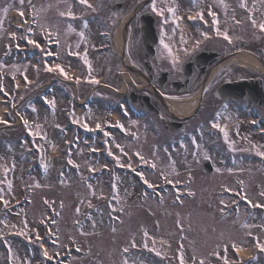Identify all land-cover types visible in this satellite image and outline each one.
Returning <instances> with one entry per match:
<instances>
[{
  "label": "rangeland",
  "instance_id": "rangeland-1",
  "mask_svg": "<svg viewBox=\"0 0 264 264\" xmlns=\"http://www.w3.org/2000/svg\"><path fill=\"white\" fill-rule=\"evenodd\" d=\"M102 3L103 0H88V4L95 7L94 9L98 5L103 6ZM186 3L187 1L181 6L179 0H157L158 7L165 11L168 7H186ZM244 3L246 7L238 8L235 0H211L209 5L200 6L198 13L202 12L204 20L210 25L212 16L209 17L206 14L211 8V11L216 14L219 22L218 27L222 32L225 29L231 30L233 24H240L244 37L245 34L252 35V33L262 35L264 32L260 31L259 23L264 21V0H244ZM29 5H32L34 10V12L32 11L33 19L29 18L27 11ZM69 8L76 17L75 19L69 18L67 15L63 17L60 15V12L67 13ZM127 9L130 11L129 4ZM20 11L24 12L23 18L19 15ZM181 11L183 10L181 9ZM250 14L257 21L256 27L252 26L251 20L248 18ZM125 16L119 13L116 19L121 23ZM20 19L27 25L22 30H18L16 27L17 24H20L18 22ZM85 20L88 22L86 28L84 27ZM168 20L167 26L164 27L168 30H164L165 35L167 34L165 40L172 44L176 53L181 34L185 41H188V36L183 31L173 33V28L170 27L171 18L169 17ZM0 21H2L0 23V54L3 50L2 46L8 42L11 44L15 42L20 47L26 45L34 48L26 41L20 42L26 34L43 47L48 48L49 45L45 37L50 35L53 40L59 41V47H51V51H55L59 55L57 60H48L49 66L60 64L66 73H78V76L81 73V77L85 79L94 77L98 81L104 79L105 82H109L110 86L116 85L112 78L117 63L113 64L112 72L108 75L104 69L108 62L107 58L103 54L94 53L92 49L101 43L95 37L99 26L94 11L86 5L79 4L78 0H30V2L24 0L22 8L20 0H0ZM69 25L73 30H69ZM29 26L32 28L31 33H27ZM183 28L190 31L192 26H183ZM210 29L215 32L212 25ZM13 32L16 34L15 39L10 35ZM80 32L84 33L83 39L79 35ZM237 32L239 33L240 30L238 29ZM9 38H12L13 41ZM15 46L10 48L9 57L2 61L4 67L0 68V71L5 74L4 81L7 83L4 89L6 92L9 86L6 78L8 74L16 78L17 88L23 86L22 91L19 89L16 93L12 106H9V112H12L9 118H5L1 114L5 98L0 97V121L8 122L7 124L0 122V181H3L0 183V189H3L4 199L9 202V205L19 196L20 186L29 184V187H32V190H28L29 204L21 209H15L17 217L8 214L3 204L0 205V219H5L7 224V226L0 224V237L8 244L11 242L9 247L14 250L12 257L16 264H25V261L28 264H34L36 252H38L37 255H41L46 249L49 256H54L57 252L61 253L63 246H79L83 251V255H72L69 264H125V261L127 264H180L181 251L187 257L183 255L184 261L191 264L201 260L207 262L214 258L218 259L214 253L219 251L220 254H223L225 246L227 245L229 250L233 243L242 249L250 248L249 246L252 245L258 248L255 240L259 241V244H264L263 212H252L245 205L244 207L237 205L238 211L229 212L233 208V202L237 201L240 196L247 197L254 205L264 204V196L261 195L264 192V162L262 160L251 162L243 157L245 159L243 165L234 167L229 172L228 164L220 163L223 161L224 147H221L222 144L219 141L210 142L212 136L207 137L203 142L197 140L198 147L193 144L192 140L186 139V134L183 135V132L179 133L183 138L178 139L177 145L161 140L165 138L164 133L162 135L154 129L152 119L148 116L132 117L129 114L128 118L117 119L119 118L117 114L108 113V104L96 97V94L103 99L111 96L112 92L107 90H96L95 96L88 104L89 111L81 112L80 109H77L75 102L70 106L64 105L63 91L60 93L55 90L57 85L62 87L59 78L53 85L51 95H46L48 100L54 99V110L41 108L37 102L31 103L29 100L33 94L44 91L42 84L49 72L45 70L44 61H41L40 57L33 56L32 59L19 62L14 51ZM85 49H87L91 73L89 66L84 64L82 59L69 55V51L79 52L83 55ZM64 55H68L70 58L77 57L80 60L72 58L66 61ZM31 71L35 72V77H41L35 81L34 79L25 81L22 73L27 75L28 80L31 77ZM50 73L60 74L58 71ZM63 89L71 94L76 92L78 94L76 100L77 96L82 98L86 95L82 94L83 90L79 84L77 87L67 85ZM87 91L88 89L84 93ZM177 96L189 98L181 93L175 94V92L169 93V96L165 97L172 103V99ZM16 103H20V106H14ZM17 108H21V110L18 112ZM16 111L29 122L34 123L30 127L32 132L37 131V125L40 126V137H46L41 138L40 147L42 150L40 154L30 155L29 149L33 146L28 145L23 138L19 140L23 132H28V129H23L15 120L13 112ZM63 111H71L74 114L71 118L72 121L79 120L81 126L84 123L92 127H95L97 123L103 125L108 123V114H111L110 118L112 115L115 116L112 121L116 125L118 123L123 125L129 138L112 131L108 139V146L114 155L120 158L123 166L118 165L112 156H109L110 161L103 157L96 160L93 157H85V153L89 149L102 146L96 141L80 138L77 144L68 143L71 136L70 131L60 133L61 128H59L67 122L62 118ZM175 114L186 115L187 113L180 111ZM165 116L171 118L170 115ZM226 120L229 121L230 118ZM209 123L212 125L213 121L210 120ZM205 128L202 127L201 131L204 132ZM153 130L156 132L155 137L150 132ZM132 134L134 135L131 136ZM114 136H116V140ZM35 139L34 144L37 145L38 141ZM181 142H183V146H181ZM229 142H233L235 150L245 149V147L252 148V145L255 144L260 146L261 151H264V142L257 138L246 139L244 144L238 139L237 141L232 139ZM117 144L123 148V153L116 147ZM61 149H64L65 152L69 150L71 155L66 158L62 150L60 159L53 161L51 156L55 151L58 152ZM105 149L107 150L106 146ZM252 150L255 149L252 148ZM194 152L197 153L196 156H193ZM137 154L139 156H136ZM140 156L144 160H141ZM205 156L209 157L208 159L213 165L214 172L212 173L204 174L201 171ZM69 159L73 161V165L68 164ZM34 160L41 162L45 160L44 164L47 166L45 169L48 171H56V166L61 165L58 168L57 177L52 174L38 176L35 171L27 174L25 167ZM153 163L156 165L155 168L151 166ZM13 164L15 165L14 171L11 170ZM74 165L78 166V169ZM128 165H131V168ZM5 168L9 171L5 172ZM89 168L98 170L89 171ZM133 168L137 172H142L149 183L157 189L142 190V197H140L137 194L139 187L132 176ZM216 169H220V171H216ZM61 173H63V177H61ZM164 177L178 182L174 187L176 193L171 192V188L165 187L170 184ZM239 179L243 181L244 187L236 189L234 184L239 182ZM8 181L12 182L11 191L7 187ZM113 183L116 184L115 191L112 188ZM159 184H165L164 188L159 187ZM88 185L92 186L91 190ZM225 186H229L231 190H223L222 187ZM92 190L95 192L94 195ZM236 193L238 194L237 198ZM221 201L224 203L222 204ZM228 206V213L223 215L224 209ZM77 208H79V212H77ZM260 215H263L260 218L262 220L258 222ZM49 216L53 217L48 221ZM25 221L27 228L24 226ZM257 226L259 230H256ZM22 231L27 235H19ZM37 232L44 245L42 250L32 246V243L36 246L39 244L36 242ZM145 232L148 233L147 237H145ZM11 233L21 241L13 240L10 236ZM52 239L57 242L53 244ZM22 242L27 245H23ZM133 242H135V247L132 246ZM145 242H147V248L144 247ZM158 247L161 249L159 250ZM126 248L127 252L124 251ZM153 249L155 250L153 251ZM156 251L161 256L157 255ZM257 251L254 249L253 253ZM172 252L173 255L170 256ZM176 252L179 254L177 255ZM257 254L260 259V252ZM229 256L228 254V259ZM211 263L217 264L216 261Z\"/></svg>",
  "mask_w": 264,
  "mask_h": 264
},
{
  "label": "flooded vegetation",
  "instance_id": "flooded-vegetation-1",
  "mask_svg": "<svg viewBox=\"0 0 264 264\" xmlns=\"http://www.w3.org/2000/svg\"><path fill=\"white\" fill-rule=\"evenodd\" d=\"M122 10H124L123 7H118V11ZM239 27L235 24L233 36L231 32H227L231 37V43L223 37L217 43L210 38L212 35L209 34L205 39L199 32L197 34L199 38H195V42L192 41L190 46H183L187 52L179 48V64L176 69H173L167 53L165 52L161 57L160 46L156 45L152 48V55L142 47V25L138 18L128 24L123 32L120 31V34L118 27L113 26L106 36L117 62L112 78L116 83L114 90L119 91L124 75L133 78L136 73L135 75L139 76L137 81L125 82L128 105L143 110L167 135L173 136V133L185 131L186 139L193 141L195 138L196 141L203 142L212 135L202 132V127H205L210 118L220 109V127L228 131L229 141L232 139L241 141L244 137L250 140L255 139L254 132L247 128V121L253 120V117H250L251 114L264 120V38L257 40L249 36L244 40L242 29ZM155 29L156 34L160 33L157 27ZM197 41H199L198 46ZM123 42L127 49H122ZM200 53L199 59L195 61V56L197 57ZM232 56L239 60L225 61ZM243 59L250 64H244ZM224 83H236L238 86L235 93L239 94V97L217 99L214 90ZM202 88L203 92L200 96ZM172 92L186 93L200 100L197 109L188 119L180 121L181 118L172 114L164 106L163 95L168 96ZM148 107L151 109L148 110ZM165 115H170L171 118H166ZM228 118H230L229 121L226 120ZM208 129L213 133L212 128ZM213 134L222 143L224 152H228L227 156L230 157L228 166L231 169L234 168L237 162L232 161L231 157L236 158L241 150L230 149L220 130ZM245 154L252 156L254 152L250 148L245 151Z\"/></svg>",
  "mask_w": 264,
  "mask_h": 264
},
{
  "label": "snow or ice",
  "instance_id": "snow-or-ice-1",
  "mask_svg": "<svg viewBox=\"0 0 264 264\" xmlns=\"http://www.w3.org/2000/svg\"><path fill=\"white\" fill-rule=\"evenodd\" d=\"M29 2H30V0H29ZM78 3L81 4V5H86L88 8H91V9H93V11H95V9L93 8V6L91 4H88V0H78ZM20 4H21V8H22L23 7V4H24V0H20ZM240 7H242V8L246 7V4L244 3V0H240ZM150 8H151V11L153 13H155L157 16L161 17V31H160V37H159V45H160V47L163 50L161 52V57H163V54L166 52L167 53V58L170 60L173 69H176L177 66H178V64H179V55L174 52L172 44L170 42H166V40H165L164 25L168 24V22H169L168 18L171 17V22L174 25V27H173V33H174L175 32V28L179 26V21H180L181 17H179V16L176 15V9L174 7H168L167 8L168 16H165V10L163 8H161V7H158L157 0H151ZM208 14L210 16H212V27H213V29H215L216 35L217 36H222L223 39H225L226 41H228L229 43H231V37L228 35L227 30L225 29L223 32L220 31V29L218 27V23H219L218 22V19L216 18V14L211 11V8L209 9ZM19 15L21 16V18H23L24 17V12L23 11H20L19 12ZM60 15L62 17L65 16V15H67L69 18H72V19H75L76 18L73 15V13H72V11H71L70 8L67 11V13L60 12ZM196 18L197 17H189V20H195ZM198 18L201 21L204 20V15H203L202 12L201 13H198ZM248 18H249V20H251L252 26L253 27H256L257 26V21L252 18L251 14L249 15ZM33 22H35V21H33ZM0 23H2V21H0ZM87 23L88 22L85 20L84 21V27L85 28L87 27ZM205 23H207V22L205 21ZM237 23H239V21H237ZM259 29H260L261 32H264V21H261L259 23ZM69 30H73L71 28V25H69ZM31 32H32L31 26L27 27V33H31ZM10 35L12 36L13 39L16 38V34L14 32L11 33ZM79 35H80L81 39H83L84 33L83 32H80ZM201 35L205 39L208 38V34L207 33H201ZM22 39L24 41H26L27 44L32 45L35 49H39L40 50V52L43 54V58H44V65L43 66H44V68H45L46 71H48V72H57L58 71L61 75H63L65 77V79H71V77H69L67 75V73L65 72V70L62 68V66L60 64H54L53 66H49V64H48V58L49 57H52L53 59H55L59 55V53H53L51 51V46L53 44H55L57 47H59V41L58 40H53L50 35L47 36V37H45L46 42L49 45L48 48H45L40 43H38L35 39L29 38V36L27 34L25 36H23ZM185 43H186V41L184 40V36H183V34H181V37H180V45H181L182 50L185 51V52H187V49L186 48H183V45ZM198 45H199V41H197V46ZM16 47L19 50L20 45L17 44ZM77 47H79V45H77ZM6 55H7V53H6ZM69 55L77 56L80 59H82L83 62H84V64H86V65L89 66V72L91 73V65H90V62H89V60L87 58V49H85V52H84L83 55H81L79 52H72V51H69ZM3 67H4V64H3L2 61H0V68H3ZM13 67H15V66H13ZM22 75L24 76L25 81H27V75L24 74V73H22ZM14 78L15 77H13V79ZM76 82L77 83L80 82L79 77L76 78ZM90 82L93 83V84H98L99 83V81L96 80L94 77L91 78ZM0 93H3L5 96H7V92L5 91V89L3 87L2 76H0ZM42 100H43V102H44V104L46 106H50L54 110V107H55V101H54V99L53 100H48L47 97H42ZM225 107H226V105H225ZM33 111H35V108H33ZM217 116H219V113H217ZM0 122L5 123V124L8 123L7 121H0ZM74 122L77 123V124H79V120H75L74 119ZM252 123L255 124L256 121H253ZM23 124L26 127V129H28L29 135H31L33 138H35L37 136H41V133L39 131V127H40L39 125H37V131L36 132H32L31 131V128L29 126V121L23 120ZM117 126L120 127V129L122 131L124 130L123 125H119V123H118ZM212 126L214 128H219L220 129V131L224 135L225 142L228 143L229 148L232 149L233 151H235V149L233 147V142H229V133H228V131H226L225 128L220 127V125L218 123H216L215 121H213ZM57 127H59V125H57ZM83 127L87 131H97V130L103 131L104 132V136L106 138L105 141H104V144H105V146L107 148V154L109 156H112L113 159L116 160V162H117L118 165L123 166L120 158L118 156H115L114 153L112 152L111 148L108 146V138H110V133L107 132V131H104V129H103V127H102V125L100 123H97L96 124L95 129H91L87 123H84L83 124ZM237 135H239V132L238 131H237ZM41 138H46V137H41ZM69 143H71V142H69ZM193 144L196 145L195 138H193ZM181 146H183V142H181ZM196 146L198 147V145H196ZM116 147L120 150L121 153H123L124 150H123V148L119 144H117ZM252 148L256 150L255 154L257 156L264 157V151H261L260 150V146L253 144L252 145ZM92 151H96V150L95 149H92ZM70 155H71V152H69V156ZM137 155L139 156V154H137ZM196 155H197V153L194 152L193 153V156H196ZM208 158L209 157L205 156V159H208ZM140 159L141 160H144V158L142 156H140ZM144 162L145 163H148L147 161H144ZM68 164L73 165V161L71 159H69L68 160ZM151 166L153 168L156 167V165L154 163ZM42 167H45L46 168L47 166L45 164H42ZM74 167H77V169H78V166L74 165ZM128 167L131 168V165H128ZM14 168H15V165L13 164V168L11 170L14 171ZM4 171L5 172H8L9 169L5 168ZM89 171H95V169L89 168ZM132 171L136 172V175L140 177V179L143 181V183L145 185H147L149 188H153L155 190L154 186L149 183V181L144 177V174L142 172H137L136 169H134V168L132 169ZM216 171H220V169H216ZM228 171L231 172L232 170L229 169ZM61 177H63V173H61ZM164 179L166 180V182L168 184H172L173 187H175L176 184L178 183V182H173L170 179H167V177H164ZM0 183H3V181H0ZM37 186H39V185H37ZM7 187H8V190L9 191L12 190V182L11 181H8L7 182ZM88 188L91 190L92 189V186L91 185H88ZM112 188H113V191L116 190V184L115 183H113ZM225 190L226 191H229V189H225ZM92 194L93 195L95 194L94 190H92ZM261 195L264 196V192H262ZM242 199H247V197H242ZM0 203H2L3 206L7 209V206H8V203L9 202L4 199L3 189H0ZM45 203H47V201H45ZM221 203L223 204L224 201H221ZM233 203H235V201ZM248 203H251V201L249 200ZM16 206H19V201L17 202V205ZM89 206L91 207V205H89ZM257 206L264 207V205H253V207H257ZM77 212H79V208H77ZM77 223H79V222H77ZM0 224H5V226H7L5 219H0ZM24 226H25V228H27V222L26 221L24 222ZM113 230H115V229H113ZM19 235H27V233H25V232L22 231V232L19 233ZM147 236H148V233L145 232V237H147ZM29 239H31L30 236H29ZM36 242H38L40 244L41 249L44 248V245H43V242H42V238L40 237V235H39L38 232L36 233ZM56 242H57V240H55V239L52 241L53 244H55ZM132 246L135 247V242H133V245ZM256 246L258 248H260L262 251H264V244H259L258 243ZM144 247L145 248L148 247L147 242H145ZM232 248L233 249H236L237 248V245L235 243H233L232 244ZM154 250L155 249H153V251ZM77 251H79V249H77ZM124 251L127 252L128 249L126 248V249H124ZM156 254L157 255H160L159 252H157ZM214 254L217 256L218 259H223V264H230V262H229V260L227 258L228 257V247H227V245L224 248L223 257H221V254H220L219 251H216ZM55 255L56 256H59V253L57 252ZM43 256L47 260H52L53 259L52 256H49V254H48V252H47L46 249L43 251ZM11 258H12V252H11V248L9 247V259L11 260ZM25 264H28V262L25 261ZM57 264H60V262L57 261ZM125 264H127V261H125ZM180 264H185L184 259H183V255H181ZM200 264H205V262L203 260H201L200 261ZM231 264H240V262H235L234 261V262H231Z\"/></svg>",
  "mask_w": 264,
  "mask_h": 264
},
{
  "label": "bare ground",
  "instance_id": "bare-ground-1",
  "mask_svg": "<svg viewBox=\"0 0 264 264\" xmlns=\"http://www.w3.org/2000/svg\"><path fill=\"white\" fill-rule=\"evenodd\" d=\"M171 103V102H170ZM193 107V103L191 104H178L176 102H172L170 104V108L175 110V111H181V112H187L188 110H190ZM237 253L241 258H246L248 256V252L244 249H237Z\"/></svg>",
  "mask_w": 264,
  "mask_h": 264
}]
</instances>
